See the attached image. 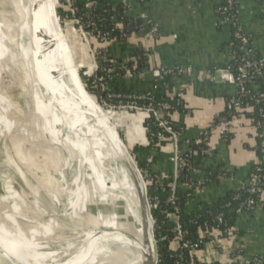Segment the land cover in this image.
<instances>
[{
	"label": "crops",
	"instance_id": "1",
	"mask_svg": "<svg viewBox=\"0 0 264 264\" xmlns=\"http://www.w3.org/2000/svg\"><path fill=\"white\" fill-rule=\"evenodd\" d=\"M112 2H126L127 16L142 20L144 34H147L153 25L158 29V37L150 41L146 49L152 68H167L173 71L164 79L163 93L171 99H181L187 109L171 116V121L182 128L178 139L179 152L190 151L192 144L203 137L207 141L208 153L198 161V171L189 175L190 182L187 186L177 184V190L189 192L187 209L192 210L201 202H215L227 192L241 189L250 169L257 162L255 128L241 117L237 118L231 139L220 132H211L214 118L225 110L226 100L233 98L236 92L235 86L221 80L222 71L228 68L231 49V29L221 21L217 13V6L223 0ZM235 15L241 29L247 34L253 54L262 58L264 72V0H238ZM138 45L139 40L135 36H130L124 42L112 41L107 46L105 56L108 60L126 61ZM75 51L79 62H89V55L80 38L75 43ZM144 78H122L117 80V85L121 90H159L160 83L153 85L145 82ZM120 119V122L113 120L116 124L119 122L127 126L125 139L136 164L149 168L162 177L171 176L173 146L168 144L155 150L149 147L145 115L129 111L121 113ZM220 170L223 172L220 173ZM41 181L43 186L49 183L48 178ZM46 188L47 200L50 201L53 197L62 200L60 191L53 192L49 186ZM94 188L92 187L93 191L91 189L86 195L90 196V199L92 193L98 191L95 186ZM81 195L79 190V201ZM100 196L102 198V195ZM123 205L125 206L121 201L118 209H121L124 216L128 210L122 208ZM95 221L96 228L103 227L100 220ZM59 229L61 230L60 227L56 230ZM234 230L236 233L225 240L223 248L234 253L239 252L242 255L241 261L231 260L226 252L215 247H209L208 252H200L198 258L220 264H252L254 260L264 264V206L240 212Z\"/></svg>",
	"mask_w": 264,
	"mask_h": 264
},
{
	"label": "rangeland",
	"instance_id": "2",
	"mask_svg": "<svg viewBox=\"0 0 264 264\" xmlns=\"http://www.w3.org/2000/svg\"><path fill=\"white\" fill-rule=\"evenodd\" d=\"M27 7L30 8L29 0H0V121L9 129L8 133L0 134V216L9 232L15 228L21 230L32 242L51 249L78 239L75 223L97 232L105 229L128 231L141 242V210L129 183H125L127 167L123 161L113 154L100 129L85 128L87 154L96 179L87 165L81 170L73 149L77 135L65 128L53 100L52 105H48L42 98L37 63L30 50L33 21ZM58 7V1L54 0L56 18L72 58V67L86 90L82 78H90L88 65L94 67V62L98 65L99 57L94 55L97 49L77 25L58 17ZM78 38L89 55L86 64L77 60L75 43ZM89 95L107 115L108 125L115 126L118 139L137 166L125 139L127 126L119 123L121 113L129 111L109 108L114 104L101 96ZM113 119L119 120L118 124ZM138 171L143 185L144 176L139 168ZM43 178H48V185H42ZM48 186L53 192L60 191L62 200L57 197L47 200ZM94 186L98 191L92 193L90 199L86 195L92 187L95 189ZM79 190L82 192L80 201ZM121 201L125 204L122 208L128 211L123 216L119 208L117 222H111L110 212L113 213ZM95 220H100L103 227L96 228ZM152 227L154 229L153 222ZM112 253V259L104 264H123L118 248H112ZM24 264L31 263L25 261Z\"/></svg>",
	"mask_w": 264,
	"mask_h": 264
},
{
	"label": "trees",
	"instance_id": "3",
	"mask_svg": "<svg viewBox=\"0 0 264 264\" xmlns=\"http://www.w3.org/2000/svg\"><path fill=\"white\" fill-rule=\"evenodd\" d=\"M94 5L85 6V2L73 0L76 8L75 16L68 11L66 6L57 8L58 17L63 20L74 22L78 20L83 31L89 36L91 45L95 49L102 47L100 38L108 36V45L112 41L124 42L130 36L142 35V20L140 18H130L127 16V8L122 3H113L112 0H91ZM139 1V0H138ZM235 6H229L222 2L217 6V13L221 21L227 24L231 29V49L229 50L228 70L237 75L238 69L245 63L252 65L249 77L245 83L236 87L233 98L226 100L225 110L218 114L211 126H215L220 118L232 120L242 117L249 121L250 126L254 127L257 132L264 130V72L263 60L253 54L250 41L242 43L241 38H247V34L241 29L235 15ZM76 25V24H75ZM240 36V37H239ZM135 62L128 59L126 61L108 60L107 58L99 59L101 63L100 76L102 82L98 81L97 76L82 78L85 88L92 96H97L102 91V84L105 88L104 94H111L119 97L107 98L111 104L117 105L120 101L127 100L128 97L145 96V99L139 100L140 106L151 105L154 109H160L161 106L167 105L164 111V120L174 132L180 136L181 126L171 121V116L176 112H185L187 109L183 101L179 98L171 99L164 92L165 80H154L146 76L144 81L150 84L160 83L159 90L140 92L136 90H121L117 85V80L125 78L126 75L136 76L141 71H150L149 53L142 45H138L132 54ZM124 66L125 68H122ZM113 78V81H109ZM238 102L240 108H234L233 103ZM147 135L149 138V147L153 150L159 149L165 145L171 144L172 140L168 134L157 126L155 117L152 114L145 116ZM226 138H232L233 134H225ZM179 139V138H178ZM179 141V140H178ZM260 140L256 136L255 152L257 155L256 164L250 169V172L239 190L227 192L222 198L215 202H201L196 208L188 210L190 195L188 191L177 190L173 195V202L170 201L172 193L170 184L172 175L162 177L149 168L138 166L144 176L146 184V193L148 199L157 200L155 208H151V217L154 223V239L156 241V251L158 264H220L218 262H205L199 260L198 254L204 250L205 243L208 242L214 231L218 232L221 237L233 235L236 233L234 224L240 212L247 211L243 204L248 200L259 201L256 194L249 193L251 175L257 173L260 177L258 188L264 190V157L259 148ZM207 141L203 137L198 142H194L190 151L180 155L187 158L188 162L194 167H198V161L206 153ZM259 167L260 171L257 172ZM223 172V170H220ZM189 174L182 170L178 183L185 186L189 183ZM264 206V205H263ZM176 212L177 218H170L168 214ZM178 224L183 232V239L179 240L174 230ZM197 245L193 256L189 249L183 246ZM252 264H262L253 262Z\"/></svg>",
	"mask_w": 264,
	"mask_h": 264
},
{
	"label": "bare ground",
	"instance_id": "4",
	"mask_svg": "<svg viewBox=\"0 0 264 264\" xmlns=\"http://www.w3.org/2000/svg\"><path fill=\"white\" fill-rule=\"evenodd\" d=\"M29 1L30 8H27L33 21L30 50L37 63L42 98L48 105H52L53 100L65 128L77 135V140L73 142V149L77 153L79 168L82 170L87 165L96 179V173L87 154L84 129H100L109 141L113 154L119 157L127 167L124 180L125 183H129L131 193L143 215L139 198V195H143V185L135 171L131 156L129 157L126 148L118 139L114 127L108 125L107 115L86 93L78 74L72 67V58L54 12V0ZM88 71L90 75L91 65H88ZM8 132L9 129L0 121V134ZM131 175L137 184L132 182ZM109 199L112 201L111 197ZM113 205L116 206V203ZM118 211L117 208L113 213L110 212L111 222H117ZM151 225V220L148 217L144 219L142 216L140 242L137 236L134 237L132 233L122 230L105 229L97 232L75 223L74 228L78 233V239L75 242H66L62 247L50 249L47 245L32 242L21 230L18 231L15 228L13 232H9L0 216V256L14 258L21 264L25 261L31 264H104L106 260L112 259V248H118L120 251L118 256L123 264H146L148 260L142 255V250L144 241L146 239L151 241Z\"/></svg>",
	"mask_w": 264,
	"mask_h": 264
},
{
	"label": "built area",
	"instance_id": "5",
	"mask_svg": "<svg viewBox=\"0 0 264 264\" xmlns=\"http://www.w3.org/2000/svg\"><path fill=\"white\" fill-rule=\"evenodd\" d=\"M59 3L60 7L66 6L68 8V11L70 12V14H72V16H75L76 13V8L74 6V2L73 0H57ZM224 2H226L229 6H232L233 4H237L238 0H223ZM94 1L91 0H87V2L85 3L86 7H90L92 5H94ZM122 4H124L126 6V8H128L126 2H122ZM74 24L77 25V27L79 28V30L81 31V34L87 35L82 27L79 25L78 20L74 19ZM88 36V35H87ZM135 37L138 38L139 40V44L142 45L145 49L147 47V45L150 43V41H152L153 39H156L158 37V29L156 26H151L149 32L147 34L143 33V28H142V35L140 36H136L133 35ZM89 37V36H88ZM240 37V36H239ZM100 41L102 42V47L95 50V57H99V59H104L106 58L105 54H106V49L108 46V36H103L100 38ZM242 43H247L248 39L247 38H241ZM95 59V58H94ZM129 61L131 62H135V57L131 56L129 59ZM96 61V59H95ZM97 62H94V67L92 68V72L90 75H88L89 77L92 75H96L98 81L102 82V78L100 76V67H98ZM122 68H125L124 66H121ZM252 69V65L249 63H245L243 64L239 69H238V74L235 75L233 73H231L228 69L223 70L221 73V80L224 82H227L235 87L237 86H241L245 83L246 80L250 79L249 77V73L250 70ZM172 70L171 69H167V68H151L150 71H141L138 75L136 76H129L126 75L127 78H131V77H137V78H144L146 76H150L151 78H153L154 80H164L165 78H167L170 74H172ZM125 77V78H126ZM109 81H113V78H110ZM102 91H101V97L105 100H107V98H112V97H119V96H115V95H111V94H104L105 93V88L104 85L102 84ZM145 99V96H132V97H128L127 100L125 101H120L117 105H112L109 108L115 109V110H128V111H133L139 114H143V115H148V114H152L155 117V120L157 122V126L159 128L162 129L163 132H165L166 134H168L172 140L171 145L173 146V157H172V162H173V172H172V182L170 184V190L172 193V197L170 198V201L173 202V195L176 192V188H177V182L178 179L180 177V172L182 170H185L189 175L192 173H196L198 171V168L192 166L190 164V162H188L187 158L183 157L180 155V152L178 150V134L176 132H174L172 130V128L170 126L167 125L166 121L164 120V116L165 113L164 111L168 108L167 105H163L160 107V109H154L151 105L148 106H140L138 104L139 100H143ZM234 108H240V104L238 102H234L233 103ZM237 118H241V117H237ZM237 118H234L232 120H226L225 118H220L218 123L215 126L211 127V132H220L221 134L225 135V134H234L235 128H236V121L238 120ZM256 136L259 138L260 140V144H259V148H260V152L262 153L263 157H264V130L261 132H257L256 131ZM208 153V150L206 151ZM260 169L259 167L257 168V172H259ZM260 176L255 173L251 175V179H250V188L248 190L249 193L252 194H256L257 197H259V201H255V200H248L245 201V203L243 204L244 208L248 211L253 209L256 206H263L264 205V190L260 189L257 187V185L260 182ZM148 198V197H147ZM148 204H149V208L151 210V208H155L157 205V200L153 199V200H149L148 199ZM176 210L174 214H168V217L170 218H177L176 215ZM177 237L179 240L183 239V232L180 228V226L178 224H176L175 228H174ZM233 235H228L226 237H221L219 235L218 232L214 231L213 235L211 236L210 240L208 242L205 243L204 246V251L208 252V248L209 247H215L218 250H223V252H226V254L229 255V257L231 258V260L233 261H241L242 260V255L239 252H231L230 250H225L224 247V242L226 239H230ZM183 246L187 249H189V252L191 254V256L194 255L196 248L198 247L197 245H188L187 242L183 243ZM199 260H201L199 258ZM254 262H258V260H254ZM193 264V263H191Z\"/></svg>",
	"mask_w": 264,
	"mask_h": 264
},
{
	"label": "water",
	"instance_id": "6",
	"mask_svg": "<svg viewBox=\"0 0 264 264\" xmlns=\"http://www.w3.org/2000/svg\"><path fill=\"white\" fill-rule=\"evenodd\" d=\"M54 12H55V9H54ZM55 15H56V12H55ZM97 66L101 67V63L98 62ZM86 93H87V91H86ZM97 96L99 97V96H101V94H98ZM133 166L135 168L136 173L138 174V172H139L138 171V165L136 166L133 163ZM131 179H132L134 184H137L136 180L134 179V177H132V175H131ZM139 198L141 200V206H142V210H143L142 211L143 218L145 219L148 217L152 223L153 220L151 217V212H150V208H149V204H148V198H147V193H146V184H143V195H139ZM151 236H152L151 241H149L147 239L144 241V247L142 250V255L144 256V258H146L148 260V262L146 264H156L157 263L156 241L154 239V233H153L152 225H151ZM47 247H49V246H47ZM0 264H21V263L14 258L9 259V258H5V257L0 256Z\"/></svg>",
	"mask_w": 264,
	"mask_h": 264
}]
</instances>
